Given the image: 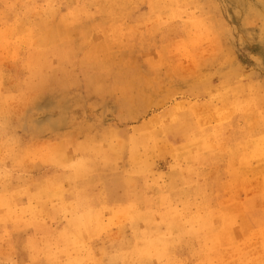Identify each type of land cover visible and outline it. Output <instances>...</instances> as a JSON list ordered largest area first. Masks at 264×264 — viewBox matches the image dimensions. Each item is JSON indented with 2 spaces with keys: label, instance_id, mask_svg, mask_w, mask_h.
<instances>
[{
  "label": "rangeland",
  "instance_id": "obj_1",
  "mask_svg": "<svg viewBox=\"0 0 264 264\" xmlns=\"http://www.w3.org/2000/svg\"><path fill=\"white\" fill-rule=\"evenodd\" d=\"M263 164L264 0H0V264H264Z\"/></svg>",
  "mask_w": 264,
  "mask_h": 264
},
{
  "label": "bare ground",
  "instance_id": "obj_2",
  "mask_svg": "<svg viewBox=\"0 0 264 264\" xmlns=\"http://www.w3.org/2000/svg\"><path fill=\"white\" fill-rule=\"evenodd\" d=\"M61 63V62H60ZM103 66V65H102ZM38 71V70H37ZM107 74V73H106ZM91 81H92V79H91ZM100 87V86H99ZM237 105V104H236ZM204 109V108H203ZM239 109H240V107H239ZM90 111V110H89ZM243 112V111H242ZM155 114V113H154ZM222 114V113H221ZM248 114V113H247ZM246 115V114H245ZM85 120H87V119H85ZM83 122V121H82ZM107 131V130H106ZM254 135V134H253ZM147 139V138H146ZM248 139V138H247ZM254 139V138H253ZM239 141H241V140H239ZM245 141V140H244ZM245 143V142H244ZM241 144V143H240ZM244 145V144H243ZM247 145V144H246ZM258 145H260V144H258ZM257 146V145H256ZM261 146V145H260ZM236 147V146H235ZM241 148V147H240ZM256 148V147H255ZM254 148V149H255ZM254 149H252V150H254ZM258 150V149H257ZM261 150H262V148H261ZM240 151H242V150H240ZM132 152V151H131ZM247 152V151H246ZM221 153V152H220ZM219 153V154H220ZM254 153V152H253ZM244 154H245V152H244ZM243 154V155H244ZM70 155V154H69ZM242 155V156H243ZM245 156V155H244ZM243 156V157H244ZM72 157V156H71ZM256 157V156H255ZM254 157V158H255ZM236 158V157H235ZM234 158V159H235ZM249 158V157H248ZM256 159V158H255ZM257 159H258V157H257ZM256 159V160H257ZM245 161H246V159H244ZM259 160V159H258ZM247 161H249V160H247ZM237 163V162H236ZM245 164V163H244ZM152 165V164H151ZM254 165V164H253ZM264 165V164H263ZM250 168H252L251 166H250ZM254 168V167H253ZM147 169V168H146ZM252 170V169H251ZM254 170V169H253ZM54 171V170H53ZM261 171H264L263 169L261 170ZM260 172V171H259ZM248 173V172H247ZM252 174H253V172H251ZM251 173H248V174H251ZM255 173V172H254ZM56 174V173H55ZM65 175V174H64ZM54 176V175H53ZM239 176V175H238ZM24 177V176H23ZM42 179H40V181H41ZM235 181V180H234ZM241 181V180H240ZM99 183V182H98ZM41 184H43V183H41ZM45 184V183H44ZM200 184V183H199ZM238 184V183H237ZM42 186V185H41ZM202 189V188H201ZM12 190V189H11ZM35 191V190H34ZM51 194V193H50ZM129 197V196H128ZM14 198V197H13ZM46 199V198H45ZM225 200V199H224ZM41 201V200H40ZM45 201V200H44ZM7 203H8V201H7ZM224 205V204H223ZM241 206V205H240ZM241 210V209H240ZM73 211V210H72ZM71 211V212H72ZM113 211V210H112ZM116 211H118L117 209L115 210V211H113L114 213L116 212ZM171 211V210H170ZM72 213H74V212H72ZM122 213V212H121ZM223 213V212H222ZM106 214V213H105ZM109 214V213H108ZM108 214H106V215H108ZM117 214V213H116ZM137 214V213H136ZM162 214V213H161ZM105 215V216H106ZM118 215V214H117ZM119 216V215H118ZM112 218H114V217H112ZM161 218V217H160ZM243 218V217H242ZM118 221V220H117ZM24 223V222H23ZM196 224H198V223H196ZM57 228V227H56ZM223 228V227H222ZM195 230V229H194ZM197 230V229H196ZM54 231V230H53ZM196 233V232H195ZM198 236V235H197ZM197 240V239H196ZM153 245H155V244H153ZM252 245V244H251ZM144 247V246H143ZM86 248H84V250H85ZM153 249V248H152ZM149 250V249H148ZM151 251V250H150ZM199 251V250H198ZM72 254H74V253H72ZM138 255V254H137ZM75 256V255H74ZM93 256V255H92ZM155 256V255H154ZM112 257V256H111ZM261 257V256H260ZM115 259V258H114ZM120 259V258H119ZM172 259V258H171ZM111 260H112V258H111ZM260 263V262H259Z\"/></svg>",
  "mask_w": 264,
  "mask_h": 264
}]
</instances>
